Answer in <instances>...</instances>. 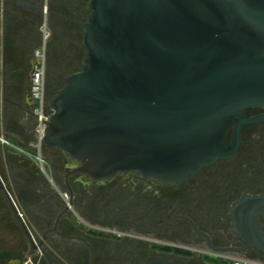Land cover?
Listing matches in <instances>:
<instances>
[{
    "label": "water",
    "instance_id": "obj_1",
    "mask_svg": "<svg viewBox=\"0 0 264 264\" xmlns=\"http://www.w3.org/2000/svg\"><path fill=\"white\" fill-rule=\"evenodd\" d=\"M87 8L85 57L48 101L44 140L92 179L135 171L180 183L234 153L224 137L235 119V134L264 120L245 116L264 108V0H89Z\"/></svg>",
    "mask_w": 264,
    "mask_h": 264
},
{
    "label": "flooded vegetation",
    "instance_id": "obj_2",
    "mask_svg": "<svg viewBox=\"0 0 264 264\" xmlns=\"http://www.w3.org/2000/svg\"><path fill=\"white\" fill-rule=\"evenodd\" d=\"M24 1L51 12L25 11L13 0L11 10L21 13L10 20L29 30L43 18L45 57L66 66L77 61L89 0ZM28 92L22 87L14 95L20 123L5 113L0 125V148L8 155L0 161V264H264V202L247 198H264V120L235 134V119L224 137L226 146L237 144L234 153L180 183L135 171L92 179L60 149L51 147L44 169L32 164L24 140L29 128L21 124L34 117ZM263 113L249 107L245 116Z\"/></svg>",
    "mask_w": 264,
    "mask_h": 264
},
{
    "label": "rangeland",
    "instance_id": "obj_3",
    "mask_svg": "<svg viewBox=\"0 0 264 264\" xmlns=\"http://www.w3.org/2000/svg\"><path fill=\"white\" fill-rule=\"evenodd\" d=\"M12 2H13V0H0V20L2 19L3 22H6V24H8V22L11 21L10 20L11 17L14 16V15H12L13 10H11V6L13 4ZM41 21H42V23H40L38 25V27L36 28V34L38 35L36 40H38V41L35 40V44L37 42V45H38L39 42L42 41V38H43V33L41 31L42 24H43V18L41 19ZM12 27L13 26H10L9 27V30H8L9 36H7V40L4 42V44H8V45L10 44L11 45V42L13 40V38H11V35L14 32V29ZM47 27H48V29L50 31V23H49V20L48 19H47ZM58 29L60 30V32L63 31V28L62 27H60V28L58 27ZM27 39H29V38H27ZM35 44H33V45H35ZM70 51H67V52L69 53ZM65 52H64V54L66 55ZM80 53H81L80 58L77 61L72 62L68 66L63 65V64L62 65L60 64V62L63 61V59L61 61L60 60H54V59L52 60V58H50L48 56V54L46 53V57L45 58H46V67H47V70H46L45 84H46V97H47V101H49V99L54 95L52 93H54V90L56 88H59L60 89L63 86V84H64L63 78L65 76L69 75L70 73H73V72H76V71L80 70V69H77V67L80 66V68H81L83 58L85 57V52H84V50L83 51L80 50ZM57 56L58 57H63V55L62 56L61 55H57ZM63 63H65V61H63ZM19 79H20L19 81H22V80L24 81V84H22V86L24 87V89H25V87H27V91H29V89H30V76L28 78L27 77L24 78V77L20 76ZM27 81H28V83H26ZM31 104L33 106V103H31ZM2 112L3 113L5 112L10 117L11 116H15L14 117L15 118L14 120H15V123L16 124H17V122H19V120H18L17 117H18V114L20 113V111L15 110V106L10 107L8 104L6 106L3 105V111ZM21 124L24 125V126H28V128H29L28 129L29 130L28 132L30 133V137H31V141H30L31 142V144H30L31 146L30 147L32 148L31 150L33 151L32 152L33 153L32 154L33 156L31 157V162H32V164H35V162H34V160H35L34 155H35V153H37V147H36L37 140H36V135H35V130H34V128H35V119H34L33 116H27L26 118H24L22 120V123ZM16 136H17L18 141H22L21 138L19 137V135H16ZM0 146H3V144L1 142H0ZM30 147L27 146V148H30ZM50 149H51V147L49 145H47L46 142H45V140H44L42 142V144H41V154H43V157H44L45 160H48L49 159L48 156L50 155ZM3 152L4 151L0 148V161H2L3 159H7L8 160L7 153L5 154ZM9 152H12V149H9ZM65 158H66V156H65ZM47 162L50 165V162L49 161H47ZM48 163H46V164H48ZM5 182H6V179H5Z\"/></svg>",
    "mask_w": 264,
    "mask_h": 264
},
{
    "label": "crops",
    "instance_id": "obj_4",
    "mask_svg": "<svg viewBox=\"0 0 264 264\" xmlns=\"http://www.w3.org/2000/svg\"><path fill=\"white\" fill-rule=\"evenodd\" d=\"M13 13L20 16L21 13L18 9H13ZM13 26V34L16 33V27H20L16 22L10 21L8 24L0 20V106L3 111V105L15 106L14 95L18 92L19 83L15 81V77L28 78L31 75L32 66L34 63L33 51L41 43H39L33 50L30 47H26L29 41L24 36H19L20 40V53L19 55L9 57L6 47L8 44H4L7 40L9 27ZM22 33V30H20ZM11 35V37L13 36ZM37 35V34H36ZM38 36V35H37ZM3 113V112H2ZM5 115V112L4 114Z\"/></svg>",
    "mask_w": 264,
    "mask_h": 264
},
{
    "label": "built area",
    "instance_id": "obj_5",
    "mask_svg": "<svg viewBox=\"0 0 264 264\" xmlns=\"http://www.w3.org/2000/svg\"><path fill=\"white\" fill-rule=\"evenodd\" d=\"M43 38L41 43L34 49V63L30 75V98L33 103L32 113L35 117V135H36V147L37 153L34 155L35 162L44 169L46 166L45 159L41 154V144L45 138V129L47 121L52 113L51 108L48 105L46 97V58H45V45L48 37V31L45 24L42 25L41 29ZM0 140L5 142L0 136ZM235 264H253L246 260H236Z\"/></svg>",
    "mask_w": 264,
    "mask_h": 264
},
{
    "label": "trees",
    "instance_id": "obj_6",
    "mask_svg": "<svg viewBox=\"0 0 264 264\" xmlns=\"http://www.w3.org/2000/svg\"><path fill=\"white\" fill-rule=\"evenodd\" d=\"M25 29V27L22 29L21 27H16V33L15 34H13V36L11 37V38H13V40H12V42H11V45L9 44L7 47H6V50H7V54H8V56L9 57H12V56H16V55H19V51H20V40H19V36H24V38L26 39V40H28L29 41V44L26 46V47H30V49H32L33 50V48L37 45V42H36V44H35V40L37 39V35H36V29H30L29 28V30H28V33H26V34H24L23 33V30ZM20 30H22V33H20ZM26 29L24 30V31H27ZM30 36V37H29ZM27 38H29V39H27ZM36 41H38V40H36ZM40 43V42H39ZM38 43V44H39ZM33 44H35V45H33ZM79 49L81 50V51H83V48H82V46L80 45L79 46ZM15 79V81H18V83H19V87H18V90L19 89H21L23 86H22V84H24V81L22 80V81H19L20 79H19V77H15L14 78ZM59 89V88H58ZM58 89H55L54 90V93H52V94H55L56 92H57V90ZM1 92V91H0ZM17 93V92H16ZM0 95H1V93H0ZM51 97V96H50ZM15 110H17V107L15 106ZM4 113H2V110H1V106H0V125H1V120H2V116H4L3 115ZM15 115V114H14ZM11 117H15V116H11ZM15 134V139L13 140V144H15V145H18L19 144V141H18V139H17V136L16 135H19L17 132H15L14 133ZM19 137H21V135L19 136ZM25 142H26V144H29V143H31L30 141H31V137H25ZM10 149H12V151L13 152H17V150L14 148V147H10ZM32 149V148H31ZM33 151L31 150V154H33L32 153ZM36 154V153H35ZM35 161V160H34Z\"/></svg>",
    "mask_w": 264,
    "mask_h": 264
}]
</instances>
